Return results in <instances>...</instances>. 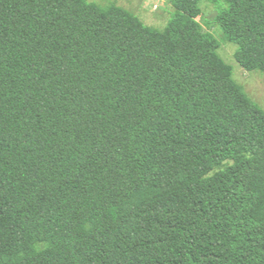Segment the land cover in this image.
Masks as SVG:
<instances>
[{
	"label": "trees",
	"instance_id": "obj_1",
	"mask_svg": "<svg viewBox=\"0 0 264 264\" xmlns=\"http://www.w3.org/2000/svg\"><path fill=\"white\" fill-rule=\"evenodd\" d=\"M169 1L0 0V264H264V109ZM214 1L264 74V0Z\"/></svg>",
	"mask_w": 264,
	"mask_h": 264
},
{
	"label": "rangeland",
	"instance_id": "obj_2",
	"mask_svg": "<svg viewBox=\"0 0 264 264\" xmlns=\"http://www.w3.org/2000/svg\"><path fill=\"white\" fill-rule=\"evenodd\" d=\"M99 5H120L137 15L147 25L164 28L176 11L169 0H89ZM202 14L198 20L204 32L213 33L221 43L219 53L232 65L235 80L244 86L248 95L264 109V74L260 71H247L235 58L236 45L227 40L222 27L216 22L221 3L202 0Z\"/></svg>",
	"mask_w": 264,
	"mask_h": 264
}]
</instances>
